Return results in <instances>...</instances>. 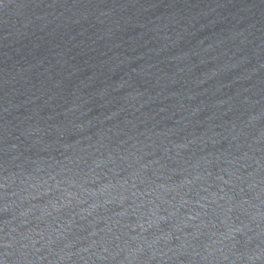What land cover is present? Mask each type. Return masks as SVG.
Wrapping results in <instances>:
<instances>
[{"label":"water","instance_id":"1","mask_svg":"<svg viewBox=\"0 0 264 264\" xmlns=\"http://www.w3.org/2000/svg\"><path fill=\"white\" fill-rule=\"evenodd\" d=\"M0 264H264V0H0Z\"/></svg>","mask_w":264,"mask_h":264}]
</instances>
